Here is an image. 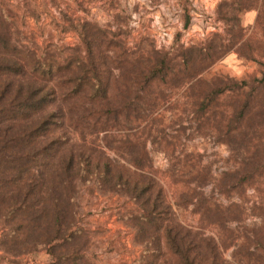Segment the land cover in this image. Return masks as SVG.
<instances>
[{"label":"trees","instance_id":"trees-1","mask_svg":"<svg viewBox=\"0 0 264 264\" xmlns=\"http://www.w3.org/2000/svg\"><path fill=\"white\" fill-rule=\"evenodd\" d=\"M181 9L186 28L188 10ZM244 11L255 12L250 28L264 39V0H219L214 13L222 31L200 44L184 46L176 35L168 49L132 50L114 30L66 18L77 44L34 49L0 6V250L19 256L42 247L45 264H95L85 254L88 234L76 209L78 186L92 183L134 205L126 222L140 251L129 264H264V184L253 205L260 222L230 227L240 206L222 207L200 189L202 166L190 165L193 185L175 169L182 188L171 204L145 149L148 138L155 142L146 123L164 89L183 88L190 128L211 134L229 153L231 165L213 189L230 198L257 188L264 178V56L245 36ZM229 51L255 61L259 76L202 77ZM173 205H190L215 234L179 223Z\"/></svg>","mask_w":264,"mask_h":264},{"label":"rangeland","instance_id":"rangeland-1","mask_svg":"<svg viewBox=\"0 0 264 264\" xmlns=\"http://www.w3.org/2000/svg\"><path fill=\"white\" fill-rule=\"evenodd\" d=\"M218 1L0 0V6L9 11L14 26L21 32L22 42L34 49L77 44V36L67 24L66 18H69L74 22L90 20L114 30L127 48L145 51L151 46L168 49L176 35L179 43L188 46L200 44L212 33L221 32L222 24L214 13ZM182 6L189 14L186 28H182L181 23ZM254 14V11H244L240 14V21L245 36H253L256 55L263 57L264 39L250 28ZM215 75L248 80L259 76V66L255 61L229 51L202 73L204 78ZM164 94L165 100L146 123L155 142L151 143L148 138L145 149L166 200L173 204L182 188L181 182L172 178L175 169L181 167L180 181H192L190 165L197 164L207 171L206 182L200 188L205 194H212L214 201L222 207L230 202H237L240 206L238 222H231L230 227H249L260 222L253 205L261 201L264 178L260 179L257 188H248L242 197L227 198L217 193L213 189L214 181L231 165L226 146L216 142L211 134H197L190 128L191 114L188 113L183 88H167ZM128 131L123 128L120 132ZM120 132L113 131V134L118 137ZM145 135L144 131L142 137ZM97 143H100L98 139ZM106 153L112 159L123 161L116 152L106 150ZM76 209L77 224L88 234L85 254L93 263L129 264L138 257L140 247L134 243L133 230L126 222L127 213L134 209L128 199L115 193H100L92 183H86L78 186ZM172 211L179 223L200 230L204 235L215 234V226L200 221L190 205H173ZM229 252L230 248L223 253L224 258H228ZM47 261L48 256L42 247L19 256L0 250V264H45Z\"/></svg>","mask_w":264,"mask_h":264}]
</instances>
